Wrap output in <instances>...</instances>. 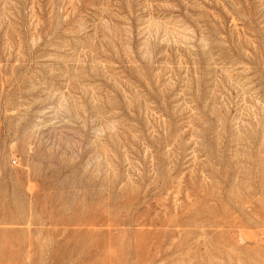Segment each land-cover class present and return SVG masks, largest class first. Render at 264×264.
I'll use <instances>...</instances> for the list:
<instances>
[{
  "label": "rangeland",
  "instance_id": "rangeland-1",
  "mask_svg": "<svg viewBox=\"0 0 264 264\" xmlns=\"http://www.w3.org/2000/svg\"><path fill=\"white\" fill-rule=\"evenodd\" d=\"M0 264H264V0H0Z\"/></svg>",
  "mask_w": 264,
  "mask_h": 264
}]
</instances>
